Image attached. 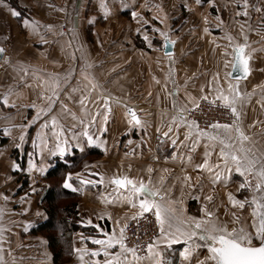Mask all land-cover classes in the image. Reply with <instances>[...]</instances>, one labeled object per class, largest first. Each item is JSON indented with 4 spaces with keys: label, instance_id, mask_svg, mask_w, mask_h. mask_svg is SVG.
I'll use <instances>...</instances> for the list:
<instances>
[{
    "label": "crops",
    "instance_id": "1",
    "mask_svg": "<svg viewBox=\"0 0 264 264\" xmlns=\"http://www.w3.org/2000/svg\"><path fill=\"white\" fill-rule=\"evenodd\" d=\"M255 1L248 0L246 17L237 14L244 10L243 0H215L209 4L197 3L196 0H106L110 13L105 18L99 6L100 0H7L22 15L15 17L7 9L0 8V47L6 50L3 57L8 58L7 61L4 58L0 60V208L4 209L0 218V227L4 229L3 239L0 240L3 252L0 254L3 255V264H54L45 234L33 231L48 219L43 202L54 185L47 176L58 158L63 159L68 167L66 174H74V186H80L75 180L76 173L93 181L100 180L101 176L104 178V184L84 186L82 192L69 190L77 194L81 229L69 235L72 254L65 264H81L74 249L94 250L99 246L88 238H103L99 229L85 227L82 222L91 220L93 225H100L104 231L111 232L115 227L118 232L119 227L128 224L138 211L127 203H104L100 199L102 195L112 193L108 181L113 175H128L145 182L151 178L156 187L161 186L163 177V191L169 193L172 200H183L187 215L199 216L201 206L206 203L204 196L211 195L213 201L207 204L208 209L215 211L229 227L233 226V212L236 215L246 214V218L251 219L247 206L243 210L233 208L227 198L229 192L236 198L243 194L242 190L238 191L242 177L233 172L226 186L217 184L213 187L207 173L193 170V165L203 159L204 142L201 141L190 153L192 141L184 139L187 132L185 126H173L169 137H164L163 133L176 114L172 106L173 96L169 93L178 88L177 105L191 107L200 100L202 86L203 94H209V82L216 73H219L220 82L226 88L224 76L231 68H226L224 62L232 59V48L225 36L231 35V43L236 44L244 43L246 35L249 45L246 52L252 56V71L246 80H241L240 90L254 94L250 102L241 108L240 126L251 138L246 146L253 148L257 155L264 153V0H260L259 12L255 10L257 7L254 8ZM214 4L219 9L218 13L213 12ZM226 9L230 11V29L224 23ZM133 11L138 13L136 18L132 17ZM25 18L37 23L36 30L23 25ZM220 21L223 23L218 28L216 25ZM64 26L68 29L67 33ZM205 27L209 29L207 33L204 32ZM153 29L167 33L175 41L172 45L174 64L165 55L164 38ZM149 40L152 48L148 46ZM77 48L80 50L76 51ZM81 52L93 64L90 71L103 84L105 94L120 100L119 104L110 102L112 111L108 113L106 124L103 122L105 109L102 101L97 99V93H92L86 102L87 114L78 103L81 94L71 93V87L76 86L79 80ZM225 52L228 54L225 55ZM73 69L75 75L65 82L66 74ZM170 69L175 70L174 76L169 75ZM53 75L61 79L60 100L76 117L90 119L100 113L88 131L103 146L89 144L83 136L73 139V133L81 132L83 126L79 119L62 113L58 103L54 114L58 115L64 134L69 139L66 155L49 154L48 149H54L55 142L48 129L43 130L49 134L47 147L42 152L33 147L32 141L41 131L40 125L45 118L34 124L29 122L40 108L47 106L45 97L51 94ZM215 87L212 81V88ZM9 91V105L14 104L15 107L2 103L4 94ZM69 94L71 99H68ZM32 104L37 107H31ZM125 105L137 110L145 123L144 128L127 124ZM5 128L10 129L8 135H4ZM102 128L107 130L101 131ZM22 134L25 141L17 147ZM157 137H161L160 142L156 141ZM172 139L177 140L176 146L172 145ZM174 152L176 159H172ZM182 154L192 155L193 163H181L179 157ZM29 159L45 171L33 170L30 173ZM215 160L213 155L211 161ZM14 164H19L20 169L16 170ZM149 167L153 169L152 173L147 171ZM185 174L192 177L191 183L195 187L189 188L183 183ZM201 185L203 192L200 191ZM4 196L8 197L7 201ZM197 196L199 199L194 198ZM101 216L104 218L100 219ZM116 221L120 223L116 224ZM182 248L183 244H175L166 253L173 264H179L178 253ZM205 253L206 250H201L199 258L202 259ZM84 259L97 258L85 255Z\"/></svg>",
    "mask_w": 264,
    "mask_h": 264
},
{
    "label": "snow or ice",
    "instance_id": "2",
    "mask_svg": "<svg viewBox=\"0 0 264 264\" xmlns=\"http://www.w3.org/2000/svg\"><path fill=\"white\" fill-rule=\"evenodd\" d=\"M200 3L201 0H196ZM100 9L103 11L105 18L110 13V9L106 0H100ZM159 7V6H157ZM249 7L248 0H243L241 13L248 16L247 8ZM0 8L7 9L13 16L21 17V12L11 7L7 0H0ZM257 12L261 11L260 8L255 9ZM138 13L133 11L132 17L136 18ZM219 20V17H217ZM207 23V18H205ZM22 23L25 27H32L36 30L38 27L35 21L23 19ZM147 23V21H145ZM163 23V21H161ZM223 21H220L216 27H220ZM51 28V26H48ZM243 27V26H242ZM153 31L160 32L164 38V46L167 49L168 45H174L175 41L171 40L167 33L161 32L159 29ZM209 29L205 27L204 32ZM225 38L230 42L229 46L232 48V59L226 60L224 66L230 67L231 71L225 73L224 81L226 88L220 82V75L216 73L212 81L215 82L216 87L212 88V81L209 82V94H203L204 88L201 87L200 99L213 106H219L227 110L233 120L231 123H220L219 121L207 125L206 128H200L195 120H188L187 113L199 108V103H193L191 107L186 105H177V97L179 96V89H174L169 95L173 96V108L176 109V114L172 116L171 123L167 125L168 130L163 133L164 137H169L173 131V126L179 128L181 125L187 128L185 133V141L191 140L189 152L195 151L201 141L204 142L203 159L199 163L193 165V170L198 171L200 174L207 173V178L210 184L215 187L217 184L227 185L231 181L232 173H237L242 177V182L238 186V191L242 190L250 193V196H245L244 199L236 198L231 192L227 194L229 203L233 208L245 209L247 206L250 209L251 216V230L240 224L241 218L232 213L231 223L232 227L228 226L227 222H223L216 215L215 211L209 210L207 204L213 201V196L205 195V205L200 208V215L193 216L187 215L186 209L183 207V200L176 201L170 198L169 193L163 191V177H161V186H153L151 178L147 182L143 179H134L128 175H113L109 178L108 186L112 187V193L109 196H101L100 199L104 203H127L130 207L138 209V211L131 217L132 220L139 221V218L144 217L145 213H151L155 217V223L158 226V235L146 245L129 246L127 243L126 231L128 224L125 223L119 227L117 232L114 227L111 232L104 231L100 225H93L91 220L82 222L85 227L91 226L99 229L103 238H91V242L99 247L92 250L87 248H78L74 251L78 254L81 264H173L166 253L170 252L175 244H183L182 250L179 251V264H264V153L257 155L253 148L247 147L246 142H250L251 138L248 136L240 126L241 108L243 105L250 102L254 93L242 92L240 90L241 80H246L251 74L250 61L252 56L246 52L249 47L247 40L248 37L244 36V43L232 44L233 37L226 35ZM145 40L148 37L145 36ZM149 48L153 45L149 40ZM80 49L77 48L76 51ZM5 49L0 47V55L5 53ZM228 53L225 52V55ZM165 55L169 58L171 63H175L172 53L165 51ZM75 58V53H72ZM5 61L8 58L3 57ZM79 60L82 61L79 70V80L77 85L71 87V93H80L78 103L82 106V111L87 114L86 102L90 100L92 93H97V99L102 101V107L105 109L103 117L104 124L108 121V113H111V101L119 104V98L112 97L110 94H105L103 84H101L90 71L93 64L89 62L87 56L81 52ZM21 71L27 72L26 69ZM174 69H170V76H174ZM75 75V69L69 71L65 76V82ZM52 87L51 94L47 95V106L40 108L36 115L33 117L30 124L36 123L42 117L45 119L41 123V131L37 132V137L32 141L33 147L40 149L41 152L47 147L49 142V134L43 130L48 129L51 139L55 142L54 149H48L49 154L64 157L68 150L69 139L64 134V127L60 123L57 114H54L55 107L59 103L62 113H68L73 119H79V123L83 126V130L79 133H73V139L79 136L87 138V143L97 144L103 146L99 141L94 140L93 136L89 134L88 129L96 123V117L100 115L97 112L92 115L90 119L78 118L75 113L71 112L66 104L60 100V85L61 79L58 75L51 76ZM159 83V81H157ZM175 85V80H172ZM166 87V85H165ZM11 92L5 93L2 103L4 106L15 107L14 104L9 105L8 97ZM44 94H42L43 96ZM211 96V98H210ZM71 94L68 99H71ZM260 101H258L259 103ZM264 106V104H262ZM31 107L36 108L35 104ZM127 124L135 128H144L145 123L138 115L137 110L125 105ZM26 127V126H22ZM102 128L101 131H106ZM4 135L10 133L9 128H5ZM160 129L157 128V132ZM235 133V135H233ZM20 147L24 141L25 136L22 134L19 137ZM171 143L176 146L177 140L172 139ZM183 143V142H181ZM79 146V145H77ZM215 155V162L211 161L212 156ZM176 153L172 154V159H176ZM180 162L184 164H192V155H181ZM16 170L20 169L19 164H14ZM87 167V166H86ZM33 170L44 172V168H37L32 159L28 162V171L31 173ZM152 173L153 169H147ZM167 171V170H165ZM74 174L68 172L64 178L61 187L63 189L71 190L72 192L84 191V186L104 184V178L101 176L100 180L93 181L84 179L80 173L75 174V180L79 182V187L74 186ZM192 177L185 174L183 183L189 187H195L191 183ZM199 182L200 177H197ZM35 191V189H33ZM200 191L203 192L202 185ZM183 195V193H182ZM199 199V197H194ZM5 201L8 200L4 196ZM176 205H179L178 207ZM4 209L0 208V218H2ZM103 219L104 217H99ZM111 217L109 216V219ZM116 221V224H119ZM4 229L0 227V240L3 239ZM83 239V237H82ZM163 246V247H162ZM206 250L203 258H199L200 251ZM3 249L0 248V253ZM87 255L91 258L85 260L84 256ZM102 257V259L100 258ZM0 264H3V255L0 254Z\"/></svg>",
    "mask_w": 264,
    "mask_h": 264
},
{
    "label": "trees",
    "instance_id": "3",
    "mask_svg": "<svg viewBox=\"0 0 264 264\" xmlns=\"http://www.w3.org/2000/svg\"><path fill=\"white\" fill-rule=\"evenodd\" d=\"M201 1L202 4H208L210 1L215 0ZM54 162V168L50 170L47 178L56 179L59 184L53 186L44 198L43 208L45 213L48 214L46 223L38 229L35 228L33 232L38 233L39 231V233L45 234L54 256V264H65L72 254V244L69 240V235L74 234L81 227L78 224L77 194H73L71 191L61 187L68 167L63 162V159L58 158ZM25 183H27V180H25ZM72 199L76 200L69 205L68 202L71 203Z\"/></svg>",
    "mask_w": 264,
    "mask_h": 264
},
{
    "label": "built area",
    "instance_id": "4",
    "mask_svg": "<svg viewBox=\"0 0 264 264\" xmlns=\"http://www.w3.org/2000/svg\"><path fill=\"white\" fill-rule=\"evenodd\" d=\"M64 32H68L66 26L63 27ZM199 108L187 113V118L195 120L200 128L204 129L207 125L219 121L220 123H231L233 117L231 114L219 107L213 106L209 103L199 100ZM161 138V137H160ZM157 137L158 142L161 141ZM130 231L126 232L127 243L129 246L146 245L151 242L158 235V226L155 223V217L151 213H145L144 217L139 218V221L133 220Z\"/></svg>",
    "mask_w": 264,
    "mask_h": 264
},
{
    "label": "rangeland",
    "instance_id": "5",
    "mask_svg": "<svg viewBox=\"0 0 264 264\" xmlns=\"http://www.w3.org/2000/svg\"><path fill=\"white\" fill-rule=\"evenodd\" d=\"M253 1V0H252ZM211 3H213L212 1H210ZM209 2V3H210ZM260 0H256L255 1V3H254V8H258V7H260ZM208 3V4H209ZM215 5V4H214ZM212 6H213V4H211V8H212ZM210 8V9H211ZM215 9V10H214ZM214 9H212V10H214L213 12H216V13H218L219 12V9H218V7L215 5V8ZM213 17V16H212ZM229 17H230V11H229V9H226V12L225 13H223V18H224V23H225V25H226V27H228L229 29L231 28V22H230V20H229ZM236 23V22H235ZM237 24V23H236ZM256 24H258V22H256ZM256 24H254V27L256 28V29H258L257 28V26H256ZM258 25H260V24H258ZM37 183H39V182H37ZM51 183H52V185H54V186H56L57 184H59V181H55V180H51ZM59 186V185H58ZM243 194H241L240 195V197L238 198V199H244V197L245 196H250L251 194L250 193H248V192H245V191H243L242 192ZM76 199H72V202L71 203H69L68 202V204L69 205H71L74 201H75ZM237 216H239L240 218H241V221H240V224L241 225H243V226H245V227H247V228H249V230H251V227H250V225H251V219L250 218H246L247 216H246V214L245 215H237ZM132 221L133 220H131L129 223H128V228H127V231L129 232L130 231V229H131V223H132ZM126 231V232H127Z\"/></svg>",
    "mask_w": 264,
    "mask_h": 264
},
{
    "label": "water",
    "instance_id": "6",
    "mask_svg": "<svg viewBox=\"0 0 264 264\" xmlns=\"http://www.w3.org/2000/svg\"><path fill=\"white\" fill-rule=\"evenodd\" d=\"M172 47H173L172 45H168L167 49L165 51H168V52L172 53ZM3 55H4V53L2 55H0V60L3 58Z\"/></svg>",
    "mask_w": 264,
    "mask_h": 264
}]
</instances>
